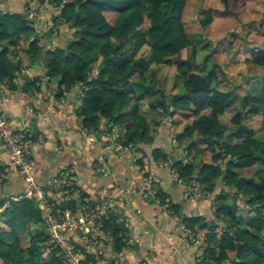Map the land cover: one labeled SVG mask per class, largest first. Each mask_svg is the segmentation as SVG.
I'll return each instance as SVG.
<instances>
[{
	"label": "trees",
	"instance_id": "trees-1",
	"mask_svg": "<svg viewBox=\"0 0 264 264\" xmlns=\"http://www.w3.org/2000/svg\"><path fill=\"white\" fill-rule=\"evenodd\" d=\"M49 1L56 2L59 9L53 27L67 24L75 33L65 48L49 54L47 78L58 77L59 88L73 90L80 86L86 91L83 123L95 119L97 113L112 127L127 123L123 146L138 145L140 140L150 147L155 144L161 120H150L153 117L147 116L149 113L137 109V97L129 96L128 86L135 80L140 83L135 86L140 85L142 99L149 104L147 112L155 113V117L166 116L172 107L169 116L174 121L169 124L179 127L176 139L186 150L185 157L194 159L211 154V162L203 160L199 167L192 161L178 159L172 168L185 184L197 181L209 193L215 191L219 182L223 187L215 222L207 225L203 217L183 218L184 226L205 245L204 261L264 264V177H259L264 171V141L254 137L256 129L250 124L252 118H262L264 128V91L258 96L249 93L250 106L243 109L234 89L220 88L224 77L232 82L238 75H232L230 70L225 74L217 63L207 71L208 57L201 66L195 63V47L188 36L201 35L213 23L212 9L207 8L210 1ZM220 2L238 21L255 23L263 16L260 22L264 24V0ZM37 34L36 24L28 21L27 13L0 11V81L13 79L15 72L21 70V65L11 60L17 56L18 48ZM145 48L150 50L148 55H144ZM231 49V58H237L239 53H234V46ZM184 50H190L186 59L182 58ZM32 51H35L33 42L28 48V52ZM251 52L253 63L264 67V48ZM95 64L100 65L96 71ZM164 65L182 71V93L168 96L158 83ZM60 94L65 93L61 90ZM233 108L239 113L231 116L229 109ZM229 125H237V129L227 133ZM91 128L87 132L98 131ZM105 131H111V127L105 125ZM150 156L158 162L170 154L155 147ZM255 164L258 168L250 174L245 192L238 195L239 202L232 191L224 189L229 179L238 187L244 179L241 172ZM160 197L165 203L167 197L163 192ZM244 206L248 208L242 209ZM171 208L177 212L176 205ZM44 219V212L33 200L22 194L3 195L0 187V264H65L58 247L52 245L46 252L49 239ZM106 229L116 238L117 253L127 248L125 241L118 238L117 224L106 225ZM213 240L222 245L221 251L216 253L211 247Z\"/></svg>",
	"mask_w": 264,
	"mask_h": 264
},
{
	"label": "crops",
	"instance_id": "crops-1",
	"mask_svg": "<svg viewBox=\"0 0 264 264\" xmlns=\"http://www.w3.org/2000/svg\"><path fill=\"white\" fill-rule=\"evenodd\" d=\"M31 10L39 14L36 22L38 34L22 44L17 56L11 60L13 64L19 63L21 70L15 72L13 79L0 81V112L14 129L25 130L33 135L35 143L31 155L35 180L45 185L60 171L71 169L75 173V186L81 189L83 195L93 199L116 197L119 187L130 188L132 200L123 209L128 219L126 237L132 243L118 253L124 264H200L198 258L201 255L203 263L217 264L211 260L204 261L205 245L201 241V248L193 243H185L183 218L203 217L207 225L215 222L214 204L220 201L218 195L223 189L221 182L214 192L209 193L197 181L179 183L178 175L171 166L176 160L183 159L199 167L203 159L204 162H211V154L190 159L185 157L184 147L170 146L168 138L176 135L179 127L169 124L165 116L155 117V113L147 112L149 107L146 102L140 106L141 111L149 113L147 116L153 117L150 120H161L155 144L149 147L138 140V145L123 146L121 137L117 141V150H105L111 140L105 135L108 122L97 113L94 117L100 121L97 119V123L94 120L83 123L86 117L82 113L86 109L83 103L86 91H82L80 86L73 90L59 88L58 77L47 78L49 54L57 48H65L75 33V29H70L67 24L53 27L59 13L57 3L49 0H0V11L3 13L24 14ZM32 42L36 51L34 56L32 53L35 51L28 52ZM183 54H186V50L182 52V58L186 59ZM195 63L201 62L195 59ZM99 67V64H95V71ZM172 67L164 65L161 75L169 77ZM61 90L65 93L62 96ZM170 121L172 123L174 118L173 121L170 118ZM90 124L93 126L91 129L99 131L94 140L88 137ZM115 128L121 134L119 127ZM155 147H161L170 156L166 160L154 161L150 155ZM103 165L109 171L108 174L100 171ZM8 166H11L10 158L0 141V175ZM151 168L160 180L155 185L145 180V174H150ZM2 181L0 187L3 195L17 197L29 190V184L14 172ZM188 185L194 191H190ZM155 188L176 205L178 220L168 208L149 197L148 191Z\"/></svg>",
	"mask_w": 264,
	"mask_h": 264
},
{
	"label": "built area",
	"instance_id": "built-area-1",
	"mask_svg": "<svg viewBox=\"0 0 264 264\" xmlns=\"http://www.w3.org/2000/svg\"><path fill=\"white\" fill-rule=\"evenodd\" d=\"M27 18L34 25L39 19V14L36 10H31L27 12ZM106 132V138L109 137L111 140L106 144L105 150H117L119 147L117 141L123 137L122 134L115 127ZM87 133L89 139L94 140L98 131ZM0 141L11 163V166L5 168L0 175V182L5 176L14 172L29 184V190L24 195L33 200L45 215L44 224L49 239L46 252L51 250L52 245L58 247L65 264H124L115 250L116 238L111 232H107L106 225L117 224L120 229L118 238L123 239L126 246L131 245L132 241L126 237L128 219L123 209L132 200L130 188L119 187L116 197L93 199L83 195L81 189L75 186V173L71 169L60 171L45 185L38 183L32 174L34 160L31 148L35 143L33 135L25 130L14 129L1 112ZM100 171L104 174L109 173L105 165ZM145 180L151 185L160 182L152 168L150 174H145ZM177 181L183 183L179 177ZM188 188L194 191L189 185ZM161 193L157 188L148 191L149 197H152L157 204L168 208L178 220V216L171 208L174 204L169 198L162 203ZM183 229L185 243L199 245L200 240L196 234L184 225ZM198 262L206 264L202 262V255L198 258Z\"/></svg>",
	"mask_w": 264,
	"mask_h": 264
},
{
	"label": "rangeland",
	"instance_id": "rangeland-1",
	"mask_svg": "<svg viewBox=\"0 0 264 264\" xmlns=\"http://www.w3.org/2000/svg\"><path fill=\"white\" fill-rule=\"evenodd\" d=\"M209 1L210 2H208V5L210 7L207 8L212 9L211 11L214 16L213 23L206 29H204L201 35L198 33H194L188 36L195 47V59L201 62L200 64H198L201 66L203 65V62L205 63V59L208 57L207 62L209 63V66L207 67V71L214 63H217L221 66V69L225 74L226 71L230 70L232 75L234 73L238 75V78L233 80L232 82H228L226 77H224V79L221 80L220 88L225 91L229 88L234 89L239 101V106H244L243 109H247L248 106H250V103L247 100V95L249 93H253L258 96L262 91H264V67L256 65L251 60L253 55V52H251L252 49L259 50L261 48H264V24L262 25V22H260L263 16L255 23H250V21L241 22L238 21L234 14L227 13L225 11L224 5L220 2V0ZM122 17H125V14L122 15ZM232 46H234V53H239L237 55V58L234 59L231 58ZM149 53L150 50L148 48H145L144 55H148ZM189 53L190 50H186V54L183 55L188 57ZM181 73L182 71H178L177 67L175 66L172 67L171 75L168 74L169 77H166L167 75H161L162 71H159L160 75H158V83L162 88L165 89L168 96L183 92L184 84L182 79L180 78ZM138 84L140 83L135 80L131 82V85L128 86L129 96L132 97V95L135 94L137 97V109L142 106L143 103H145V99H142L143 90H141L140 85L135 86ZM132 107L133 106H131L129 109H132ZM147 107H149V104H147ZM141 108L139 109V111H141ZM171 110L172 107H170V110L168 111L170 112ZM169 112L164 118L168 119L170 122L171 117L169 116ZM229 113L231 116H234L239 112L236 111V108H233V110L229 109ZM187 114H190V112ZM97 119L100 121V119L97 117L93 120L97 123ZM262 121V118H252L250 122L254 129H256L254 137H256L259 141H264V128H262L261 126ZM230 126L231 125H229V129L226 131L227 133H231L233 130L237 129V125H233L231 127ZM90 127L93 126L90 124ZM107 127L112 128V124L108 123ZM118 127L122 136H124L128 128L127 123L121 124ZM168 141H170V146L174 148H178L180 146L179 142L176 139V135H172L171 138H168ZM203 160L205 161V159ZM257 166L258 165L255 164L251 168H247L246 170H243L241 172L244 174L242 177L244 179L240 182L238 187L235 186L236 182H233L232 179H229V181L227 182L228 187L225 188V190L232 191L239 202L241 201V197L238 195H242L245 192L246 184L251 179L250 174L258 168ZM259 177H264V171L259 174ZM256 180L259 181V179ZM225 183L226 181L223 180L222 184L226 187ZM218 207H220V201L219 203L214 204L215 213ZM247 208L248 206H244V208L242 209L246 210ZM4 210L5 209H3V211ZM241 213L243 214V212ZM241 213L238 212L237 214ZM218 241L222 243L221 240ZM210 245L212 248H214L216 253L222 250V245L217 241L213 240ZM225 262L223 264H225Z\"/></svg>",
	"mask_w": 264,
	"mask_h": 264
},
{
	"label": "water",
	"instance_id": "water-1",
	"mask_svg": "<svg viewBox=\"0 0 264 264\" xmlns=\"http://www.w3.org/2000/svg\"><path fill=\"white\" fill-rule=\"evenodd\" d=\"M31 130H33V127H31Z\"/></svg>",
	"mask_w": 264,
	"mask_h": 264
}]
</instances>
